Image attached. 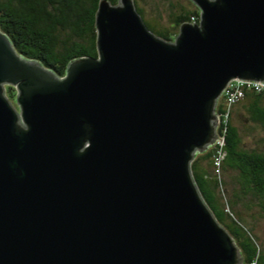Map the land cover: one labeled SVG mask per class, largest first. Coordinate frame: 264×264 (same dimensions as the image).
Masks as SVG:
<instances>
[{"label":"water","instance_id":"1","mask_svg":"<svg viewBox=\"0 0 264 264\" xmlns=\"http://www.w3.org/2000/svg\"><path fill=\"white\" fill-rule=\"evenodd\" d=\"M190 1L167 41L100 0L63 76L0 30V264H243L191 164L229 84L264 83V0Z\"/></svg>","mask_w":264,"mask_h":264},{"label":"trees","instance_id":"2","mask_svg":"<svg viewBox=\"0 0 264 264\" xmlns=\"http://www.w3.org/2000/svg\"><path fill=\"white\" fill-rule=\"evenodd\" d=\"M100 0H0V30L27 59L40 61L63 76L69 61L96 57L95 13ZM116 4L117 0H108ZM147 13L134 0L147 28L167 41L174 40L183 22H198L199 9L189 0H148ZM170 3L168 21L161 5ZM241 98L226 103L222 95L216 113L217 132L222 145L199 153L191 164L197 187L218 222L226 228L241 251L243 264H264V246L253 232L245 213L256 212L264 218V147H246L238 122H250L264 133V92L251 85L236 87ZM7 97L15 98L13 87ZM221 152L218 165L215 151Z\"/></svg>","mask_w":264,"mask_h":264},{"label":"rangeland","instance_id":"3","mask_svg":"<svg viewBox=\"0 0 264 264\" xmlns=\"http://www.w3.org/2000/svg\"><path fill=\"white\" fill-rule=\"evenodd\" d=\"M141 1H144V3L141 2L140 4L145 8V10L148 13L150 10L149 1L148 0H141ZM171 1L173 4L178 2V0H171ZM181 1L185 4L184 0H180V2ZM161 9H162L161 15L163 16L164 21H168L169 15L172 11L171 4L167 2L164 5H161ZM7 87L9 86H6L5 88ZM13 100L12 103L17 108ZM238 124L241 131L242 141L246 147H250V148L264 147V133L260 128L251 124L248 121L246 122L241 121L238 122ZM245 217L249 223H253L254 225L253 232L257 235L261 245L264 246V218L260 217L256 212H249L248 215L245 213Z\"/></svg>","mask_w":264,"mask_h":264},{"label":"built area","instance_id":"4","mask_svg":"<svg viewBox=\"0 0 264 264\" xmlns=\"http://www.w3.org/2000/svg\"><path fill=\"white\" fill-rule=\"evenodd\" d=\"M248 84L254 87L257 91H263L264 92V83L260 82H242V81H233L229 84L227 89L224 91L223 95L225 96L226 103H231L234 100L241 98L243 96L242 91L239 89H236V87ZM222 145L221 138H219L215 144L212 146H220ZM221 152L219 149H216L215 151V164L218 165L219 159H220Z\"/></svg>","mask_w":264,"mask_h":264},{"label":"flooded vegetation","instance_id":"5","mask_svg":"<svg viewBox=\"0 0 264 264\" xmlns=\"http://www.w3.org/2000/svg\"><path fill=\"white\" fill-rule=\"evenodd\" d=\"M11 100V99H10ZM14 101V100H13ZM11 102H12V100H11Z\"/></svg>","mask_w":264,"mask_h":264}]
</instances>
